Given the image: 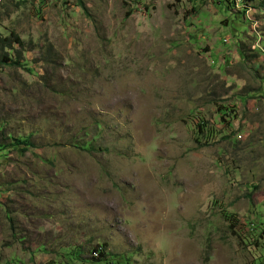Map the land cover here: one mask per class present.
<instances>
[{
    "label": "rangeland",
    "instance_id": "rangeland-1",
    "mask_svg": "<svg viewBox=\"0 0 264 264\" xmlns=\"http://www.w3.org/2000/svg\"><path fill=\"white\" fill-rule=\"evenodd\" d=\"M12 33L0 264H264V0H0Z\"/></svg>",
    "mask_w": 264,
    "mask_h": 264
},
{
    "label": "trees",
    "instance_id": "trees-1",
    "mask_svg": "<svg viewBox=\"0 0 264 264\" xmlns=\"http://www.w3.org/2000/svg\"><path fill=\"white\" fill-rule=\"evenodd\" d=\"M250 0H245V2H249ZM228 4L232 5L233 7L235 6V1L234 0H227ZM246 7L244 8H239V10L237 11H242V12H246ZM246 14V13H245ZM14 43H19L20 45H23V41L22 39L15 33H12L10 36H7V37H1L0 36V47L2 50H4L5 48H12ZM51 47H52V44H51ZM17 55L15 57V60H12V58H10L9 54L7 52H4L2 54V59L0 60V62H8L10 61L12 64H16V65H23L24 66V63L21 62V52L19 50H17ZM241 53L244 55V59L246 58L247 59V55L245 54V52L242 50ZM254 54H252L253 56ZM257 54H255L254 56H256ZM27 69L29 71H32L31 68L27 67ZM219 110L222 112V114H225V115H228L229 114V107H226V106H221V108H219ZM229 123V122H228ZM198 125L201 127V123L199 122ZM1 127V126H0ZM0 133H4V129H0ZM8 139L12 140V145L14 146H18V147H21L20 149L22 150V152L26 151L27 147L29 145L32 144V142L30 141V137L29 136H12L11 134L8 135ZM93 147V144L91 141H89L88 143H86L85 145L82 146V148H85V149H91ZM5 148L4 146V143L3 142H0V153L1 151H3V149ZM225 216L226 218L228 219V221H230L231 225L233 226L234 225V222L233 220H235V215L231 212H227L225 213ZM260 224H264V220H260ZM258 226H260L259 224H255V227L254 229H257ZM262 231H264V228H262ZM105 248H106V243H101V244H96L95 247L93 248V253H98V257L97 259L99 260H102V258L105 257L106 255V252H105ZM82 255V254H81ZM76 258L79 257V254H75ZM111 258L112 260L111 261H118V262H121L122 260H127L126 256L124 257L123 255H116V254H111ZM85 258H83L81 256V260L83 261ZM121 259V260H120Z\"/></svg>",
    "mask_w": 264,
    "mask_h": 264
},
{
    "label": "bare ground",
    "instance_id": "bare-ground-1",
    "mask_svg": "<svg viewBox=\"0 0 264 264\" xmlns=\"http://www.w3.org/2000/svg\"><path fill=\"white\" fill-rule=\"evenodd\" d=\"M242 1H245V0H235L236 5L238 4V6H239V3L242 2Z\"/></svg>",
    "mask_w": 264,
    "mask_h": 264
},
{
    "label": "built area",
    "instance_id": "built-area-1",
    "mask_svg": "<svg viewBox=\"0 0 264 264\" xmlns=\"http://www.w3.org/2000/svg\"><path fill=\"white\" fill-rule=\"evenodd\" d=\"M237 6H238V4H237Z\"/></svg>",
    "mask_w": 264,
    "mask_h": 264
},
{
    "label": "clouds",
    "instance_id": "clouds-1",
    "mask_svg": "<svg viewBox=\"0 0 264 264\" xmlns=\"http://www.w3.org/2000/svg\"><path fill=\"white\" fill-rule=\"evenodd\" d=\"M258 53V52H257ZM261 54V53H260Z\"/></svg>",
    "mask_w": 264,
    "mask_h": 264
}]
</instances>
